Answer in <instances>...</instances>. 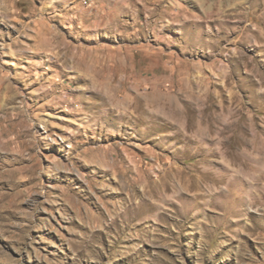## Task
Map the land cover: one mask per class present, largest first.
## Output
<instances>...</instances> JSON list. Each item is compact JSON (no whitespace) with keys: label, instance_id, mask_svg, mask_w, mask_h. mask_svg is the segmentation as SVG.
Returning <instances> with one entry per match:
<instances>
[{"label":"rangeland","instance_id":"obj_1","mask_svg":"<svg viewBox=\"0 0 264 264\" xmlns=\"http://www.w3.org/2000/svg\"><path fill=\"white\" fill-rule=\"evenodd\" d=\"M0 264H264V0H0Z\"/></svg>","mask_w":264,"mask_h":264}]
</instances>
